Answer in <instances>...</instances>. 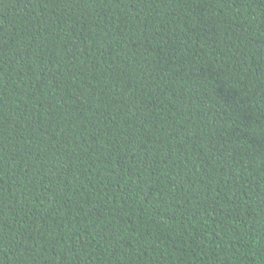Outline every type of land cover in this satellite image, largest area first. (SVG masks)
Here are the masks:
<instances>
[{"label":"trees","instance_id":"trees-1","mask_svg":"<svg viewBox=\"0 0 264 264\" xmlns=\"http://www.w3.org/2000/svg\"><path fill=\"white\" fill-rule=\"evenodd\" d=\"M0 264H264V0H0Z\"/></svg>","mask_w":264,"mask_h":264}]
</instances>
